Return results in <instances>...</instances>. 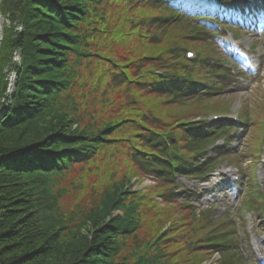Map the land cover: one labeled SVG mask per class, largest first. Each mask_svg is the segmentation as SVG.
<instances>
[{
  "label": "trees",
  "instance_id": "obj_1",
  "mask_svg": "<svg viewBox=\"0 0 264 264\" xmlns=\"http://www.w3.org/2000/svg\"><path fill=\"white\" fill-rule=\"evenodd\" d=\"M96 1H104L106 7L114 6L117 10L127 7L117 24L123 29L116 31L118 35H123L129 26L133 33L143 31L145 43H141L145 45L170 39L168 49L161 55L145 53L138 61L121 62L120 66L112 61L115 57L100 59L101 51L95 52L97 45L88 38L82 45L80 35L67 29L85 13V6ZM1 2L0 12L10 15V23L14 22L15 16L25 30L21 34L10 31L15 40L9 45L5 37L0 44V264H49L51 257L58 253L59 240H64L69 253L55 256L50 264H116L118 242L131 234L137 235V231L145 226L141 225L139 209H151L149 201L137 200L132 202L133 205L128 204L124 197L129 180L114 184L104 191L97 207L87 212L84 223L86 227L88 222L100 223L106 218L104 224H96L94 232L88 231L85 238L81 229H72V237H64V231L69 230L64 217L58 213L57 197L46 183L47 174L57 175L80 164L94 163L102 149L120 152L141 178L165 183L166 188H162L166 191L159 196L173 211L167 219L175 218L174 214L179 218L181 214L183 220L178 224L179 228L175 227L180 233L168 236L175 223L169 222L165 229L167 233H164L162 230L167 222L162 223L158 213V229L156 226L149 230L146 240L140 235L142 239L135 248L137 256L127 252L124 264H175L174 261L168 263L174 253H166L169 242H175L182 249L185 262L189 258L197 264L200 256L212 258L218 253L219 264H238L229 250L224 220H213L207 212L198 213L190 204L177 205L170 198L169 181L177 174L196 175L205 166L198 158L204 155L203 146L208 142L206 128L190 129L181 122L169 124L146 111L135 114L117 111L112 119L103 118L99 126L86 127L80 123L82 118L78 114L82 96L77 94L70 99L68 91L65 92L76 86L72 83L76 74L66 70L70 59L65 58L64 52L58 56L54 48L55 45L66 46L68 56L73 52L78 54V63L86 54L96 57V62L101 65L98 74L105 83L104 91L122 89L167 105H185L201 95L200 86L208 81L202 59L213 54V46L204 35V25L187 17L196 8L207 15H213L214 10L207 9L201 0ZM133 12L135 15L131 16ZM138 14L142 18H136ZM93 19L88 30L99 33L98 27L104 22ZM188 48L199 54L193 62L184 57ZM16 50L21 52L22 66L11 63V54ZM4 68L19 74L13 95L7 93ZM81 84L82 92L98 95L86 81ZM209 109L207 112H218L217 108ZM207 112L196 116H205ZM67 124L71 128L79 124L82 129L65 137L69 130L65 128ZM91 235L94 240L90 241ZM155 240V246L149 249L151 251L147 250L149 242Z\"/></svg>",
  "mask_w": 264,
  "mask_h": 264
},
{
  "label": "rangeland",
  "instance_id": "obj_2",
  "mask_svg": "<svg viewBox=\"0 0 264 264\" xmlns=\"http://www.w3.org/2000/svg\"><path fill=\"white\" fill-rule=\"evenodd\" d=\"M101 2L102 1H96L87 7L85 6V13L79 19H75L73 26H67V29H70L73 33L75 32V34L77 33L80 35V40L83 41L82 45L84 44L85 38L90 39V41H92L91 43L97 45L98 50L95 51L92 49L91 51H95L96 53L101 51L102 55H100V59L104 58L106 60H110L108 57H115V59L112 61L114 64L120 66V64H122L121 62H123V64H128L130 62L138 61L140 57L145 55V53H149L150 55H161L166 49H168L171 42L170 39L164 38L160 44L145 45L142 44L145 43V39H143V31L133 33L129 26L125 28L126 30L123 35H118V32L116 33V31H121L123 29L117 24L120 17L125 14V9L127 7H119V10H117L116 7H106V2ZM0 6L2 7L1 0ZM0 14L2 17L0 44L1 41H3L2 39L6 37V44L10 45V43L15 40L16 37L9 32H17L21 34L24 32L25 28L22 26V24H19L15 16L12 15L15 19L13 23H10V15L8 13L1 11ZM130 15L134 16L135 12ZM135 17L140 18L141 15L138 14ZM93 18L104 22V24H100L98 27L100 31L99 33L95 32L94 30H88L92 27L90 24L93 22ZM11 27H13L12 30L10 29ZM217 31L221 32L218 27ZM101 32L108 34L103 35ZM238 34L246 39L245 35L241 32H238ZM217 35L220 36V33ZM213 42L216 44L217 49L220 52L219 57L223 62L225 60L223 51L226 52L227 49H225V46H223L221 43H218L217 40H213ZM253 42L257 50L262 52L258 54L261 58L260 66L262 68L264 67V39L263 37H259L258 40L253 39ZM54 48L56 53H58V56L63 54L61 52H64L65 58L68 60L70 59V61L67 62L66 70H72L71 72L76 74V78H74L72 81V83L76 86H73L71 89H67L65 92L68 91L70 94V99H72L73 96H77V94L82 96V98H80L78 114L82 118V120L79 119L80 123L86 127L99 126L103 122V118L112 119L117 111H126L131 114H135L138 111H146L156 115V117H159L162 122L165 120L169 124H175L176 122L183 123L185 121L183 119H189L190 117L196 116L198 113L207 112V110H210L209 108H221L225 101L227 103L228 101H234L236 103L234 104V110L239 109V107L243 109H251L253 120V126L250 130L251 133L253 132V127H255L254 121L259 120L255 131L256 137L252 142V152L255 156L261 153V139L264 135V77L261 79L260 77L258 79L253 77L249 80V82H243L239 79L236 81L231 79L230 81L225 82L222 79H218V81L224 84L226 90L221 93V96L215 99L217 101L207 103L190 102L185 103V105L174 104V106L167 105L166 103L154 98L152 99L143 95L140 96L137 93L123 92L122 89L119 91H104L105 83L103 79L99 77L100 74H98V71L101 69V65L96 62V57L91 56V54H86L85 56L80 57L82 62L78 63V54H74L73 52L70 54V56H68L67 52H65L66 46L60 47L59 45H55ZM188 50L194 51V49L190 48H188ZM11 55V63L14 64V66H20L22 63L21 52L16 50L12 52ZM2 73L5 74L6 77V88L8 89L7 93L13 95L17 88L16 85L19 74L12 69L10 70L9 68H4ZM85 81L86 84L88 83L90 85L91 89L96 90L98 95H90L87 94L86 91L82 92L80 90V85L82 86L81 83H84ZM255 81L257 82L254 83ZM249 90L251 91L247 94ZM103 104H106V106H103ZM223 108L226 107H222L221 109ZM70 125H66V130H70ZM80 127L81 126L79 124H74L71 128L72 130H68V134L65 133V137H68V135L74 133V131L79 132L80 129H82ZM61 137L63 138L64 136ZM242 145L245 144L241 138V142L239 144H234L230 153H236L237 158H239L238 162L241 164V170L247 171L250 170L251 163L249 155L246 157L247 154H244L245 151L248 152V149L245 148L243 150V148H241ZM98 154L100 155L96 157L94 163L80 164L77 167L72 168L73 170L70 169V171L62 172L57 175H46V183L48 186H50L51 192L57 197L58 213L64 217V222L69 230L64 231V237H72L71 234L74 232L70 231L72 229H75V231L81 229V234H83V237L85 238L87 237L88 231L91 230L94 232L96 224H104V220H106V218H104V220L100 223L88 222V225L85 227L84 223L87 218V212L97 207L99 204V199L107 188L112 187L114 184L124 183L126 180H129V184L125 188L126 193L124 199L126 202L128 201V204L133 205V201H149V204L152 206V208L149 210H143L142 208L139 209L140 218H142L141 225L145 224V226L143 225L145 231L141 227L137 231V235L131 234L123 239H120L118 242L119 249L117 252V257L114 261L116 264H124V258L127 255V252H130L133 254V256H137L138 250L135 248L138 247V240L142 239L140 235H143L145 237L143 240H146L149 238L148 231L154 230L156 226V229L159 227L156 221L158 213L161 214L162 223H164V221L167 222V225L163 228L164 230H162L164 233H167L165 229L169 226L168 224L171 221L172 223H175V225L174 227L170 228L168 236H175L176 233H180L177 231V229H175V227H178L180 221H183L180 216L181 214L179 215V218L177 217L178 214H174V216H176L175 218L171 219L169 217L167 219L168 214L172 215L173 211L169 206L164 204L159 196L160 193H164L166 191L165 188L155 185L152 181L148 180V178H141L139 173L134 171V168H132L131 164L126 161V158H124V155H121L120 152H111L102 149L100 152H98ZM222 172L223 170L221 169L218 171V174ZM255 173L257 182L262 186L260 189L261 191H264V166L256 169ZM234 174V171H231L229 174V179L232 180L235 188L233 191H235L238 187V185H236L235 179L238 178V181H241L243 178L238 174ZM178 181L184 187L196 188L197 192L201 194L200 204H198L199 209H206L204 208L206 206L212 207L215 211L214 213H216L217 216L222 215L225 209L230 210V197L222 196L225 193L223 184L227 182L226 180H224V182L221 184L215 185L218 181V176H212V180H210L209 184H207L208 189L206 190H203L202 186L196 182H192L191 180L184 181L182 178H178L177 182ZM233 191L229 192L228 195L232 197ZM173 208L176 209L175 205ZM176 211H178V209H176ZM175 220H178L179 222L176 223ZM89 238L90 241L92 239L94 240L92 235ZM254 240L257 241L258 238L255 237ZM61 241L62 240H59L57 243L58 253L51 257L49 264L52 262L55 256H63L65 253H69V250H66L67 244L63 243L64 240L62 242ZM156 243L157 240L154 242H149L147 250L152 249ZM169 243H167L169 245H166L165 248L166 253H174H170L171 256L170 259H168V263L174 261L175 264H195L194 262H191L189 258V262H185L187 259H183L184 253L181 252L182 249H179L175 242ZM89 245H91V242H89ZM197 264H218V261L215 257L211 258L202 255V258L200 256L197 260Z\"/></svg>",
  "mask_w": 264,
  "mask_h": 264
},
{
  "label": "bare ground",
  "instance_id": "obj_3",
  "mask_svg": "<svg viewBox=\"0 0 264 264\" xmlns=\"http://www.w3.org/2000/svg\"><path fill=\"white\" fill-rule=\"evenodd\" d=\"M2 17H1V14H0V33H1V27H2ZM0 36H1V34H0Z\"/></svg>",
  "mask_w": 264,
  "mask_h": 264
}]
</instances>
